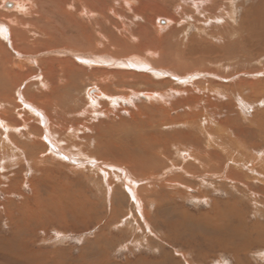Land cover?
Returning a JSON list of instances; mask_svg holds the SVG:
<instances>
[{
  "label": "rangeland",
  "instance_id": "rangeland-1",
  "mask_svg": "<svg viewBox=\"0 0 264 264\" xmlns=\"http://www.w3.org/2000/svg\"><path fill=\"white\" fill-rule=\"evenodd\" d=\"M119 2L0 0V25L6 27L0 75L8 87L0 114L27 128L9 131V141L28 142L31 152L23 134L53 124L55 135L74 137L73 150L82 153L65 149L62 165L50 159L39 164L40 149L0 163V264H264L263 51H252L248 57L259 58L244 67L233 56V70L232 61L206 50L202 41L210 39L194 28L182 38L187 21L177 25L158 15L150 0H131L129 7ZM158 18L165 22L157 25ZM156 25L163 27L160 35ZM167 52L171 64L160 62ZM85 56L101 62L84 63ZM135 57L146 67L113 63ZM88 89L117 101L109 106ZM236 89L255 102L245 115ZM90 96L98 98L96 113ZM203 110L243 145L232 151L239 161H225L218 147L230 150L226 141L214 139L213 146L208 134L192 135L184 125Z\"/></svg>",
  "mask_w": 264,
  "mask_h": 264
},
{
  "label": "bare ground",
  "instance_id": "bare-ground-1",
  "mask_svg": "<svg viewBox=\"0 0 264 264\" xmlns=\"http://www.w3.org/2000/svg\"><path fill=\"white\" fill-rule=\"evenodd\" d=\"M62 2V0H60ZM67 2V0H65ZM74 1V0H73ZM83 1V0H82ZM87 1V0H86ZM240 0H150L151 4L154 5L153 8H155V10H157L156 12H158V15H163L166 16L168 19H171V22L173 21V23H183L185 21H187V26L185 25V29L184 32H182V38L186 37V34L188 32L187 29H190L188 27H192L196 30V32L200 35H202L207 41H202L203 45H206V50H208V52H211L212 55H215L218 59H222V60H227L224 62H231L229 65L231 68H233V70H236L234 67L237 65L236 63H234V59L233 56L235 57H240L242 59H238V66H241L242 63H250V61H257L259 58V55L257 56V58H255V60L252 57H248L251 55L252 51H258V50H262L264 53V0H247L248 4H245L246 2L243 1L241 3H238ZM2 2V1H1ZM250 2V4H249ZM18 3V2H16ZM119 3H123V6L126 7L128 5H130L131 0H120ZM74 4V3H73ZM81 4V2H80ZM15 4L13 3H9V2H4V7H13ZM83 5V4H82ZM88 5V4H87ZM19 6V5H18ZM18 6H15V8L17 9ZM61 6V5H60ZM68 7H70L68 5ZM75 7V6H74ZM129 7V6H128ZM26 8V7H25ZM76 8V7H75ZM140 8V7H139ZM74 9V8H73ZM28 10V9H27ZM75 10V9H74ZM81 10V9H80ZM85 10V7H84ZM24 11V10H23ZM83 11V10H82ZM239 11H241L240 17L238 16L237 20L236 17L239 13ZM20 12V11H19ZM28 12V11H27ZM85 12V11H84ZM89 12V11H88ZM87 12V13H88ZM94 13V12H93ZM85 14V13H84ZM134 15L136 13H133ZM85 16V15H84ZM92 16V15H91ZM83 17V16H82ZM135 17V16H134ZM143 19V18H142ZM145 24L146 20L144 18ZM157 22L156 24L159 25L161 24V22H165V21H160V19L158 18L157 21L155 20L154 23ZM237 22V23H236ZM148 25V24H147ZM156 25V33L158 35L161 34V30L163 29V27H159ZM155 27V26H154ZM165 27V26H164ZM6 34V27L5 25H0V37L4 38V35ZM129 34V32H128ZM121 35V34H120ZM129 36V35H128ZM237 38L236 40H233L234 38ZM135 40V37H132ZM204 39V40H205ZM3 40V39H2ZM128 41V40H127ZM130 41V40H129ZM214 41L215 43L211 44ZM207 42V43H206ZM201 44V45H202ZM108 45V44H107ZM200 45V44H199ZM198 45V46H199ZM124 48H130L128 43H124V45H122ZM136 46V45H135ZM257 46V47H256ZM136 48V47H135ZM126 50V49H125ZM137 50V49H136ZM257 53V52H256ZM164 54V53H163ZM237 56H236V55ZM253 57H255L256 54H252ZM261 56V55H260ZM163 57V61L160 62H167L169 64L170 63V56L169 53L167 52V54H164V56L162 55L160 58ZM197 57V56H196ZM82 58V56H81ZM198 58V57H197ZM202 58V56H201ZM244 58V61H243ZM103 60H105L104 58H102ZM108 59V57H107ZM106 59V61H107ZM195 59V56H194ZM194 59H192L194 61ZM114 60V59H112ZM81 61H83L84 63H89L92 64L93 63H100L101 60H99V58H97V56H92V59L88 58L85 56L84 59H82ZM110 61V60H109ZM172 61V60H171ZM181 61V60H180ZM192 61V62H193ZM236 61V59H235ZM113 62V61H112ZM111 62V63H112ZM173 62V61H172ZM200 62V61H199ZM206 62V61H205ZM106 63V62H105ZM114 64H118L120 67L123 66H132V68L134 69H138L139 66L142 67H146V64L144 62V59L142 58H136L135 59H130L129 60H115L113 62ZM176 63V62H175ZM202 63V62H201ZM156 64V63H155ZM159 65V64H158ZM161 65V64H160ZM159 65V66H160ZM165 65V64H163ZM174 65V64H173ZM171 65V66H173ZM178 65V64H177ZM246 64H243L242 67H244ZM169 65H167L168 67ZM170 66V67H171ZM182 66V65H181ZM148 68V67H147ZM184 69V67H183ZM176 70V69H175ZM232 71V69H231ZM1 72V71H0ZM182 72H186V71H181ZM226 72V70H225ZM185 74V73H184ZM5 75H7L5 73ZM6 78V77H5ZM8 78V77H7ZM175 78V76H174ZM8 80V79H7ZM42 82V81H41ZM44 86V82L41 83ZM259 87V90H261L263 88L262 85L257 84ZM7 85H5L4 80H3V74L2 76L0 75V96L1 95H7L8 93V87H6ZM244 86V85H243ZM46 87V86H45ZM255 86H253V84L250 86L251 89H253ZM200 89V88H199ZM203 89V88H202ZM250 89V90H251ZM197 90V89H196ZM198 91V90H197ZM227 91V90H226ZM237 89L235 90V93L239 96H237V98L235 99V96L233 97V99H235L238 102V109L244 113H246L247 109H249L252 104V107L254 105L255 102H248V101H244L246 98L243 97L242 92H245V89L243 91H239L236 92ZM102 92V91H101ZM100 91H95L93 89H88L87 90V94L89 95L90 93H94L96 94V96L101 97V98H105L108 100L109 102V106L110 105H114L115 102L117 101V98H114L113 96H108L105 95L103 93H101ZM181 92V91H180ZM218 92V91H217ZM228 92V91H227ZM247 92V91H246ZM177 93V92H176ZM220 93V92H219ZM260 93V92H258ZM258 93H255L258 95ZM218 94V93H217ZM135 95V94H134ZM143 95V94H142ZM147 96V94H145ZM245 95V94H244ZM251 95V94H250ZM248 95V96H250ZM263 93H262V100L259 101V103H263L264 102V97H263ZM106 96V97H105ZM151 96V95H150ZM149 96V98H150ZM163 96V95H162ZM19 97V96H18ZM156 97V96H155ZM8 99V97H5ZM146 98V97H144ZM161 98V96H160ZM159 98V99H160ZM164 98V97H163ZM162 98V99H163ZM168 98V97H167ZM229 98V97H228ZM232 98V97H231ZM252 98V97H251ZM121 99L123 100V98L121 97ZM153 99V98H151ZM158 99V100H159ZM244 99V100H243ZM20 102L22 103V107L23 108H27L30 110V112L32 113V115L37 116V118L39 119H44L43 121H45V117L43 116L41 111H38L36 108L31 107L29 104H27L24 99L20 96L19 99ZM121 100V101H122ZM166 100V99H165ZM164 100V101H165ZM9 101V100H8ZM98 101V98L94 97V96H90L88 102L90 104L91 107V113H96V111L94 110L93 106H96V102ZM119 101V100H118ZM125 101V100H123ZM4 102V99H3ZM14 103V101L12 100L10 102ZM168 102V101H166ZM164 102V103H166ZM174 103V102H173ZM5 104V103H4ZM156 104V103H155ZM163 104V103H162ZM1 103H0V107H1ZM4 109V108H3ZM20 109V108H19ZM164 109V108H163ZM8 111V110H7ZM205 111V113H202L200 115L203 116L204 114L206 116L204 117H199V119H197L196 117H194L193 120L186 122L184 125H187L190 128L191 134L193 135L194 131H203L205 134H208L210 139L212 140V144L213 146H215L218 143H215L214 139H217L219 141V143H221L220 141H226V143L228 144V146H230V150L227 149V147H221L222 145H220L218 148L226 151V153H224L226 155L225 157V161H236V159H238L237 161L240 160L239 157H237L236 153H232V151L234 150V148H238L236 145L239 146H243L242 144H240L238 142L237 139L233 140V138L231 136L228 135V132H226L225 128L221 127L220 125H216V121L214 120V118L209 117V115H207V110H203ZM111 111H109L107 114H111ZM6 113V112H4ZM88 113V112H87ZM255 113V112H253ZM74 114V113H73ZM49 116V115H48ZM107 116V115H106ZM195 116V115H194ZM250 116V115H249ZM47 117V116H46ZM244 117V116H243ZM244 119V118H243ZM251 119V118H250ZM256 119V118H255ZM254 119V120H255ZM260 119V118H259ZM43 121L38 120V125H43ZM247 121V120H246ZM249 122V121H248ZM254 122V121H253ZM155 123V122H154ZM160 123V122H159ZM247 123V122H246ZM161 124V123H160ZM248 124V123H247ZM256 124V123H255ZM26 124H22L20 126H18L17 124H12L7 118H3L0 114V129L2 131L3 134V141L1 142L2 139H0L1 145L2 147H0V149L2 151H6L1 157H0V163L1 162H5V161H14V162H18L19 160L21 161V159H26V155L27 156H32V155H36L35 150L40 149L42 154L44 153L45 155L41 156L38 158V163L39 164H43L45 161L47 160H51L50 162L53 163H61L60 159H63L66 157L65 152H72V153H77V154H82L80 149H78V151H74L73 149L76 148L75 145H73V141H74V137H72V139H68L66 136L64 137V140H60L56 135L59 133L56 131V129H53V124L49 125L48 128L45 126L44 127H36L34 126L33 129H30L31 131H26V133H24V137L25 139L30 138L29 140L31 141L30 145H33V149L35 150H31V152L28 151L27 149V143L28 142H24L25 146H20L17 143H12L11 141H9L8 138V132L12 131V133L14 131H19V130H27ZM45 125V124H44ZM163 125V124H161ZM216 125V126H215ZM246 125V124H245ZM253 125V123L251 124ZM154 126V125H153ZM157 127V126H156ZM202 128V129H200ZM59 130V129H58ZM72 131V130H71ZM55 132V133H54ZM75 132V131H74ZM7 134V135H6ZM10 134V132H9ZM13 135V134H12ZM11 135V136H12ZM19 135V134H18ZM10 136V135H9ZM196 136V135H195ZM16 137V136H15ZM21 138V137H20ZM23 138V137H22ZM208 138V137H207ZM17 139V138H16ZM15 139V140H16ZM66 139V140H65ZM209 139V140H210ZM11 140V139H10ZM13 140V139H12ZM211 141V140H210ZM60 142H66L67 144L69 143L71 145L70 149L63 148L60 144ZM65 143V144H66ZM66 144V145H67ZM29 145V146H30ZM68 146V145H67ZM249 147V146H248ZM30 148V147H29ZM66 149V150H65ZM73 151H72V150ZM200 149V148H199ZM214 150V148H212ZM217 149V148H215ZM250 149V148H249ZM0 150V151H1ZM65 150V152H64ZM236 150V149H235ZM212 151V150H211ZM215 151V150H214ZM241 150H239L240 153ZM39 152V151H37ZM30 153V155H29ZM34 153V154H32ZM85 153V152H83ZM222 153V152H221ZM73 155L74 157L77 156ZM217 156L219 155L217 152L215 153ZM224 154L222 156H224ZM78 155V156H79ZM84 156V154H83ZM90 157H92L91 155H89ZM71 157V156H70ZM69 157V158H70ZM84 157L89 158L87 155H85ZM200 157V156H199ZM35 158V157H34ZM242 158V157H241ZM30 159V157L28 158ZM75 159V158H72ZM84 159V158H83ZM82 159V162H83ZM221 159V158H220ZM247 158H245L243 163H247L249 166V163L251 164V162H247L246 160ZM66 160V159H65ZM68 160V159H67ZM76 160V159H75ZM196 160V159H195ZM260 161V159H258ZM64 161V159H63ZM73 161V160H72ZM78 161V160H77ZM90 161V160H88ZM79 162V161H78ZM91 162V161H90ZM36 163V162H35ZM64 163V162H63ZM92 163V162H91ZM239 163V162H238ZM237 163V165H238ZM3 164V163H2ZM232 164V163H231ZM259 164V163H257ZM262 164V163H261ZM5 165V163L3 164ZM199 165V164H197ZM236 165V164H235ZM9 166V165H8ZM149 166V165H148ZM231 166V165H230ZM233 166V165H232ZM243 166V165H242ZM114 167V166H111ZM199 167V166H198ZM200 167L201 164H200ZM225 167V166H224ZM252 167V166H251ZM92 169V167H90ZM203 169V167H202ZM93 170V169H92ZM201 170V169H200ZM254 170V169H253ZM257 170V169H256ZM91 171V170H90ZM100 171V170H99ZM241 171V170H240ZM95 172V171H93ZM232 172V171H231ZM255 172V171H254ZM101 174H104V176H107L108 174L104 171H101ZM121 174V173H120ZM225 174V173H224ZM219 175V174H218ZM251 175V174H250ZM122 176V175H121ZM124 176H126V174H124ZM211 176V175H210ZM245 176V175H243ZM220 177V176H219ZM124 178V177H123ZM218 178V177H217ZM133 179V178H132ZM228 179V178H227ZM233 179V178H232ZM123 181V179H122ZM131 181V180H130ZM261 181V180H260ZM140 182V181H139ZM246 183V182H245ZM234 204V203H233ZM220 205V204H219ZM228 205V204H227ZM42 206V205H41ZM43 207V206H42ZM218 207V206H217ZM38 210V209H37ZM218 210V209H217ZM225 210V209H224ZM232 210V209H231ZM219 211V210H218ZM226 211V210H225ZM35 212V211H34ZM221 212V211H219ZM44 213V212H43ZM212 213V212H211ZM217 213V211H216ZM219 214V213H218ZM212 215V214H211ZM221 215V214H220ZM205 216V215H204ZM223 216V215H222ZM228 216V215H227ZM49 217V216H48ZM214 217V216H213ZM219 217V216H217ZM216 217V218H217ZM208 218V217H207ZM206 218V219H207ZM230 218V217H229ZM210 219V218H209ZM214 219V218H213ZM219 219H221L219 217ZM218 219V220H219ZM41 220V219H40ZM222 220V219H221ZM225 221V218L223 219ZM208 221V220H207ZM223 221V222H224ZM231 221V220H230ZM222 223V222H221ZM225 223V222H224ZM228 223V221H227ZM236 223V222H234ZM225 225L228 226V224L225 223ZM238 225V224H237ZM210 227V226H209ZM221 227V226H220ZM223 227V226H222ZM234 227V226H233ZM232 227V228H233ZM241 227V226H240ZM216 228V227H215ZM231 228V227H230ZM242 229V228H240ZM223 230V229H222ZM226 230V229H224ZM221 231V230H220ZM227 231V230H226ZM225 231V232H226ZM233 231V230H232ZM236 231V230H235ZM234 231V232H235ZM243 231V229H242ZM232 233V232H231ZM233 235H235L234 233H232ZM246 234V233H245ZM237 235V234H236ZM260 236V235H259ZM258 236V238H259ZM232 237H236V236H232ZM230 238V237H229ZM238 238V237H237ZM236 240V238H235ZM18 244V243H17ZM17 246V245H16ZM226 248V247H225Z\"/></svg>",
  "mask_w": 264,
  "mask_h": 264
},
{
  "label": "crops",
  "instance_id": "crops-1",
  "mask_svg": "<svg viewBox=\"0 0 264 264\" xmlns=\"http://www.w3.org/2000/svg\"><path fill=\"white\" fill-rule=\"evenodd\" d=\"M10 248H12V247H10Z\"/></svg>",
  "mask_w": 264,
  "mask_h": 264
},
{
  "label": "water",
  "instance_id": "water-1",
  "mask_svg": "<svg viewBox=\"0 0 264 264\" xmlns=\"http://www.w3.org/2000/svg\"><path fill=\"white\" fill-rule=\"evenodd\" d=\"M62 53V52H61ZM74 57V56H73Z\"/></svg>",
  "mask_w": 264,
  "mask_h": 264
}]
</instances>
